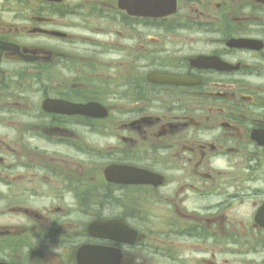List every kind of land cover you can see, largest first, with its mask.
<instances>
[{
    "label": "flooded vegetation",
    "instance_id": "flooded-vegetation-1",
    "mask_svg": "<svg viewBox=\"0 0 264 264\" xmlns=\"http://www.w3.org/2000/svg\"><path fill=\"white\" fill-rule=\"evenodd\" d=\"M264 0H0V264H264Z\"/></svg>",
    "mask_w": 264,
    "mask_h": 264
}]
</instances>
